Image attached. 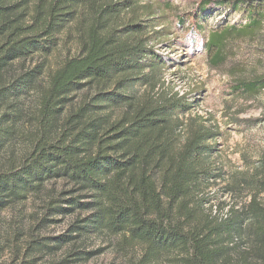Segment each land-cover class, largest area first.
Wrapping results in <instances>:
<instances>
[{"label": "trees", "instance_id": "16d2710c", "mask_svg": "<svg viewBox=\"0 0 264 264\" xmlns=\"http://www.w3.org/2000/svg\"><path fill=\"white\" fill-rule=\"evenodd\" d=\"M154 6L0 0V212L45 191V213L72 219L28 247L61 250L67 263L90 259L86 240L108 235L120 249L140 248L129 264H264V162L229 171L213 159L219 126L164 86ZM216 8L245 22L209 33L214 68L228 40L262 30L264 0H203L200 15ZM73 26L78 54L47 73ZM263 88L264 77L234 86L245 96Z\"/></svg>", "mask_w": 264, "mask_h": 264}, {"label": "rangeland", "instance_id": "374dc122", "mask_svg": "<svg viewBox=\"0 0 264 264\" xmlns=\"http://www.w3.org/2000/svg\"><path fill=\"white\" fill-rule=\"evenodd\" d=\"M141 1L155 4L156 14L148 24L153 25L154 31H161L153 37L154 49L167 65L164 86L188 100L194 98L191 113L206 117L209 123L220 128L213 159L222 162L229 171L242 169L247 163L256 164L257 160L264 162V88L247 96L234 89L239 81L264 77V27L253 37L237 36L228 40L223 62L214 68L206 52L208 35L217 28L243 24L242 12L216 8L200 15L203 0ZM76 32L73 26L59 36L57 48L48 57L47 73L78 54ZM53 187L55 193L64 188L59 184ZM219 196L220 191L209 200L214 209ZM46 199L43 191L0 212V264H129L137 260L140 248L120 249L119 236L92 235L86 240L84 250L94 251V255L75 263L65 262V253L61 250L36 251L33 247L30 250L28 245L32 240L53 239L65 233L72 219V216L47 215ZM46 217L49 220L43 221ZM42 242L54 245L52 240ZM161 264L175 263L163 259Z\"/></svg>", "mask_w": 264, "mask_h": 264}]
</instances>
